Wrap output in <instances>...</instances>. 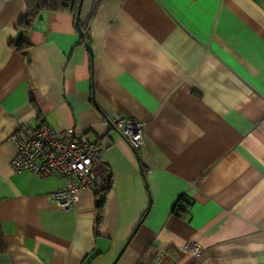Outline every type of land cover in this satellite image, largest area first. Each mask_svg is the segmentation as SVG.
Instances as JSON below:
<instances>
[{
	"label": "crops",
	"instance_id": "crops-1",
	"mask_svg": "<svg viewBox=\"0 0 264 264\" xmlns=\"http://www.w3.org/2000/svg\"><path fill=\"white\" fill-rule=\"evenodd\" d=\"M65 1L20 31L25 0H0V264H264V0H83L91 53ZM114 117L144 123L142 149ZM40 120L107 138L101 186L69 210L61 176L11 165Z\"/></svg>",
	"mask_w": 264,
	"mask_h": 264
},
{
	"label": "built area",
	"instance_id": "built-area-1",
	"mask_svg": "<svg viewBox=\"0 0 264 264\" xmlns=\"http://www.w3.org/2000/svg\"><path fill=\"white\" fill-rule=\"evenodd\" d=\"M104 122L108 128L119 133L133 150L145 146L143 122L129 117L107 118ZM10 139L16 147L11 161L15 171L27 170L39 178L57 175L64 179L63 186L49 195L59 208L71 209L81 189L96 190L101 186L102 174L106 170L102 157L107 142L105 136L91 138L80 128L61 130L40 120L36 124H18ZM181 200L175 204L176 211L186 206ZM180 250L194 257L203 253V247L193 241L186 242Z\"/></svg>",
	"mask_w": 264,
	"mask_h": 264
},
{
	"label": "trees",
	"instance_id": "trees-1",
	"mask_svg": "<svg viewBox=\"0 0 264 264\" xmlns=\"http://www.w3.org/2000/svg\"><path fill=\"white\" fill-rule=\"evenodd\" d=\"M25 2L27 4V12L19 20L17 24V28H19L20 31H27L31 29L33 22L38 18L41 11H61L67 8V2L65 0H25ZM71 11L74 14L76 13V3L74 4V6H72ZM82 29L84 31V39L87 43H89L90 40L89 22L85 26L82 25ZM16 46L22 47L21 42H19ZM110 185H111V179L110 178L108 179L106 177L104 180V185L102 186L103 188L97 191L99 195V198L96 201L97 224L102 218L104 200L107 191L110 188ZM185 205L188 206L189 204H185ZM5 249L6 247L4 244L2 231L0 229V252L5 251Z\"/></svg>",
	"mask_w": 264,
	"mask_h": 264
},
{
	"label": "water",
	"instance_id": "water-1",
	"mask_svg": "<svg viewBox=\"0 0 264 264\" xmlns=\"http://www.w3.org/2000/svg\"><path fill=\"white\" fill-rule=\"evenodd\" d=\"M82 1L83 0H79V2H78L77 10H76V13H75L74 24H75V27H76L78 33L81 36H84V31H83L82 26L80 24V10H81ZM21 35H22V32H20L17 35L16 41H15L16 43H18L20 41ZM86 47H87L88 51L91 53V47H90L89 43L86 44Z\"/></svg>",
	"mask_w": 264,
	"mask_h": 264
}]
</instances>
